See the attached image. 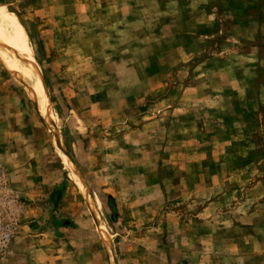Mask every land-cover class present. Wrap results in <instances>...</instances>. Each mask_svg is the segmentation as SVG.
I'll return each mask as SVG.
<instances>
[{"label":"rangeland","instance_id":"obj_1","mask_svg":"<svg viewBox=\"0 0 264 264\" xmlns=\"http://www.w3.org/2000/svg\"><path fill=\"white\" fill-rule=\"evenodd\" d=\"M121 1L0 0L9 24L1 43L20 68L31 59L40 68L59 139L116 263L264 264V0L214 1L207 11L236 9L216 17L198 10L204 0ZM188 10L182 27L216 24L183 49L168 42L156 55L143 46L163 19ZM20 115L26 129L13 127ZM20 131L35 144L29 173L50 182L18 190L12 173L31 157L0 145L21 204L14 238H24L13 259L11 240L0 264H111L52 132L0 61V136Z\"/></svg>","mask_w":264,"mask_h":264},{"label":"crops","instance_id":"obj_2","mask_svg":"<svg viewBox=\"0 0 264 264\" xmlns=\"http://www.w3.org/2000/svg\"><path fill=\"white\" fill-rule=\"evenodd\" d=\"M159 2V7L163 8L164 6H166L168 3L170 2H175L176 6H178V8H183L184 6L182 5V1L181 0H156ZM214 1H218V0H204L202 5H199L198 10L200 11V9L206 11V15H210V16H217L219 14H221L222 10H220V8L216 5L213 4L214 9L210 12L211 9H208L206 6L209 3H214ZM122 4H126V0H122L121 1ZM227 11V10H226ZM226 15H230V16H235L236 13V9L234 14L233 13H228L226 12ZM189 12L190 10H188V15L183 18V16L181 17V19H175V18H165L163 19L162 23L160 24L161 26H158V28L152 30V32H148L147 36L145 37V39H147L144 43V47L147 48L148 50L151 51V54H156L158 55L157 52H159V46L162 45H167L168 42H171L172 44H175L177 42V44L174 45V49H183L184 47H187L189 44H187L186 41H192L194 42L196 39V36H198L200 34V32L207 29V26H213L215 25V19L213 21H208L207 23H198L197 27H190L186 26L185 24L182 25L183 23H189ZM210 12V13H209ZM215 12V13H214ZM225 13L223 12L222 14L225 15ZM181 16V15H180ZM110 18L113 19L114 15H110ZM118 18V17H117ZM182 20V21H181ZM117 19H114V22H116ZM181 27H180V26ZM206 28V29H205ZM204 33V32H203ZM206 37V36H205ZM185 41L184 42H180V41ZM140 42H143L140 40ZM153 49L155 50L154 52ZM48 61H49V57L46 56L45 57ZM177 62H179L177 60ZM108 63L110 64L109 67L114 66L116 68V66H119L118 61H108ZM40 69V68H39ZM126 72V67L122 68V72H117L115 70V74L116 76L119 78V76H124ZM42 74V73H41ZM44 79V78H43ZM21 114V113H20ZM22 116L20 115V118L18 121H13L15 122L16 126H13L14 129L15 127L17 129H26L27 128V124L29 123V120L26 122L25 120L21 119ZM27 123V124H26ZM5 123H2V125ZM19 131V130H18ZM24 131H20L18 132V134L16 135L17 137L13 138L11 141L6 139L7 137H2L0 136V145H2V147H6V144H9L10 142L14 145V150H15V157H17L19 160H23V161H28L29 158L31 156H29L30 152V148L32 146H34L35 144H31L27 142V136L24 134ZM1 146H0V150H1ZM13 149V148H12ZM31 162L28 164H26V166L23 168V170H17V171H13L12 173V177H11V181H13V185L16 186V188L18 190L21 191H26L28 194L29 193H33L36 190H38V187L41 186L42 184H46L47 182L49 183L50 180L48 179V176L46 173H44L43 171H38L36 174L34 173H29L28 168L30 167H34L35 166V158L31 157L30 158ZM25 169V170H24ZM26 171V173H25ZM22 240H24L23 237H15L12 244H11V258L13 259L14 256L13 252L15 249H17V244L20 243ZM8 263V261H6L4 264Z\"/></svg>","mask_w":264,"mask_h":264},{"label":"bare ground","instance_id":"obj_3","mask_svg":"<svg viewBox=\"0 0 264 264\" xmlns=\"http://www.w3.org/2000/svg\"><path fill=\"white\" fill-rule=\"evenodd\" d=\"M0 25L5 27L9 25L7 19L2 15V13H0ZM11 30L15 32L14 28H11ZM0 61L4 64L5 68L10 72L13 78L25 89L40 117L52 132L53 147H55L65 170L73 179L78 191L80 192L91 215L93 216V220L99 228L101 241L104 248L106 249V252L108 253L110 263L117 264L110 242L109 233L105 227L104 221L101 219L100 214L94 205L93 198L88 190L87 184L78 171L76 164L68 155L59 139V135L55 127L54 113L46 91V84L38 65L35 63L34 59H31L27 68H20V66L13 61L6 47L1 43V40Z\"/></svg>","mask_w":264,"mask_h":264},{"label":"built area","instance_id":"obj_4","mask_svg":"<svg viewBox=\"0 0 264 264\" xmlns=\"http://www.w3.org/2000/svg\"><path fill=\"white\" fill-rule=\"evenodd\" d=\"M21 221V204L14 194L6 169L0 164V258L6 255Z\"/></svg>","mask_w":264,"mask_h":264}]
</instances>
